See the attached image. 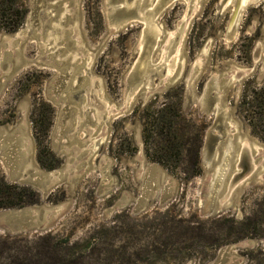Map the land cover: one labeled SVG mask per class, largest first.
Here are the masks:
<instances>
[{
    "label": "rangeland",
    "instance_id": "1",
    "mask_svg": "<svg viewBox=\"0 0 264 264\" xmlns=\"http://www.w3.org/2000/svg\"><path fill=\"white\" fill-rule=\"evenodd\" d=\"M15 1L25 11L18 26L8 5L0 11V127L29 128L32 154L24 171L33 169V178L61 169L68 177L46 191L11 179L0 148V176L37 193L36 201L0 207V264H264V0L240 12L237 0H125L147 15L118 30L108 17L110 0H49L54 5L36 8L34 0ZM18 36L17 59L9 60L3 50ZM23 55L22 68L10 75ZM51 55L71 63L60 69ZM144 63L146 84L134 87L132 73ZM72 70L84 100L63 133L72 103L59 97V86ZM212 79L223 94L220 115L203 111L195 98ZM221 122L223 138L237 146L218 197L226 207L203 214L213 177L204 152L208 137L221 134ZM74 135L82 141L71 143L83 151L78 158L56 143ZM221 139H215L216 167L226 147ZM40 149L52 167L42 164ZM161 153L165 164L152 158ZM149 164L163 177L149 179L146 193ZM167 190L162 201L159 192ZM25 207H44L50 227L16 230L4 223L3 212Z\"/></svg>",
    "mask_w": 264,
    "mask_h": 264
},
{
    "label": "water",
    "instance_id": "2",
    "mask_svg": "<svg viewBox=\"0 0 264 264\" xmlns=\"http://www.w3.org/2000/svg\"><path fill=\"white\" fill-rule=\"evenodd\" d=\"M250 1L257 2L259 0H237L236 8L237 11L242 10ZM34 8L39 7V6H45L49 7L54 5V2H51L49 0H34ZM125 0H110L109 3V11H108V17L112 23H115L114 27L112 30H118L124 27L125 25L132 23L138 19H141L142 17L146 16L147 14H143L141 12V5L137 3L134 6L127 7L125 5ZM173 2V0H162L161 3L164 5L165 3L169 5V3ZM57 5V4H56ZM54 7H58L54 6ZM63 8V5L60 4L58 10L60 11ZM238 16V15H236ZM236 16L234 17L232 24L235 23ZM149 25L147 22L146 27ZM37 27L32 25V30L35 35H39L38 32H36ZM29 30H26L25 28L23 29V32L27 33ZM65 31V30H63ZM20 33V32H19ZM49 32H45L43 35H45ZM148 42L150 43V48H153V44L155 43V35L156 31L153 30L152 27H150L148 31ZM20 36L16 37L12 41V46L13 48L9 49H4L3 52L6 55L9 60H13L16 58L18 55V47L17 45L21 42ZM23 42V41H22ZM69 40H67L68 47L69 45ZM63 52H66V50L63 49ZM53 58V61L55 62L60 69H67L69 64L71 63L68 60H62L61 62L55 58L54 56L51 55ZM21 62H19L13 69H11L10 75L12 73L18 72L22 68L23 63L25 62L24 55L22 56ZM77 70H72V75L70 79L67 81L65 78L66 76H69V72L66 74L62 75L61 77V82L59 86L60 90V98L61 97H66L68 99L67 101L72 103L71 107H67V111L69 112L68 116H70V119L68 122H64L62 124L61 131L67 132L72 129V126L76 122V113H77V108L80 109V113H82V103L84 100V88L80 86L79 88H75L73 78L75 76ZM150 71V65L145 64L143 68L136 70L134 73H132V78H131V83L133 84L134 87L138 86L141 82L146 84V80H144V77H147L149 75ZM79 79V78H78ZM218 82L215 79H212L209 81L207 88L201 94L200 96H196L195 98H198L200 101L201 109L203 111H206L207 113L216 111L219 113V115L222 113V107L224 105V100H223V94L220 93V89L218 88ZM215 89V91H213ZM193 100V97L189 98V102ZM225 124L221 122L219 124L218 130L221 131L220 135L212 133L207 140L206 143V151L204 152V161L208 164L207 167L208 169H211L213 171V177L212 180L209 182V187L206 190V195L202 201V213L203 214H208L212 212H216L221 210L222 208L226 207V203H221L218 199L219 195L222 194V186L223 189L225 188L226 182H227V177L229 176V172L232 168L233 165V156L235 154V151L237 150L236 143H234L232 140H227L223 137H225ZM28 127L26 124L21 123L19 126H1L0 127V148L2 149L5 157L7 158V162L10 166L9 170V177L19 179L20 181H30L34 183L35 185L41 187L44 191L49 189L53 184L57 183L61 179L67 178L68 177V172H64L62 169L58 171H45L43 174L38 176L37 178H33V174L35 171L31 168H27L26 171H24V168L26 167L29 157L31 156L32 152L29 150V145L27 144L26 141V135L28 133ZM18 131V132H17ZM17 133V134H16ZM218 136H221V142L220 144L225 143L226 147L222 149L219 152L218 160L222 162V164L219 167H216L215 164L217 163L216 160V154H215V148H216V138ZM74 139L71 141L69 140H62L58 139L56 143L58 145H66L69 147L70 151L72 152V157H80V154L83 153L74 151V147H71V143H75L77 145H81L82 141L81 139L77 136L74 135ZM24 147V148H23ZM83 163V160H82ZM79 163L78 165H80ZM226 164L228 167H223L222 165ZM82 166L77 169L76 173L72 174L71 179L74 181L76 177H78L81 172L84 171L86 168V163L83 164ZM148 171L150 175H147L144 177V184L148 185V189L146 190V193H149L150 188V182L149 179H158L160 180L163 175L160 167H158L156 164H149L148 165ZM26 172H29V175H26ZM157 182L152 183V187H156L158 184ZM224 184V185H223ZM153 193V191L151 192ZM162 201L171 194L170 191L167 190V192L160 193ZM146 199L142 200L141 203L139 204V207H142L145 205ZM3 221L6 225L11 226L12 228L16 230H23V229H47L50 227L51 220L50 218H46V210L44 207L34 208L32 207H25V208H19V209H8L5 212H3ZM236 260L231 261V262H226L224 260L221 261L219 264H232L236 262Z\"/></svg>",
    "mask_w": 264,
    "mask_h": 264
},
{
    "label": "trees",
    "instance_id": "3",
    "mask_svg": "<svg viewBox=\"0 0 264 264\" xmlns=\"http://www.w3.org/2000/svg\"><path fill=\"white\" fill-rule=\"evenodd\" d=\"M8 7L11 9V14L16 17V22L14 23V27L18 26L23 17H24V9L17 5L15 0H0V11L2 9L6 10ZM13 8V9H12ZM264 90V85L262 87ZM171 139V137H169ZM166 150H171L173 148L172 143H168ZM192 154L194 157V162L197 164L198 162V154H199V149L193 147L192 148ZM164 153L157 154L153 158V160H157L163 164H165V157ZM39 158L40 161L42 162L43 165L52 167L53 164H49L47 162V159L43 155V149H40L39 153ZM26 194H28L30 197L29 200L26 199ZM36 190L31 189L28 186L16 184V183H9L2 176H0V207H6V206H14V205H22L25 202H33L36 201Z\"/></svg>",
    "mask_w": 264,
    "mask_h": 264
},
{
    "label": "bare ground",
    "instance_id": "4",
    "mask_svg": "<svg viewBox=\"0 0 264 264\" xmlns=\"http://www.w3.org/2000/svg\"><path fill=\"white\" fill-rule=\"evenodd\" d=\"M243 9H244V8H243ZM239 12H240V11H239ZM237 14H238V12H237ZM237 14H236V15H237ZM147 19H149V17H148ZM150 19H151V18H150ZM147 22H148V21H147ZM150 22H151V21H150ZM114 25H115V24H114ZM144 65H145V63H144ZM140 69H141V67H140ZM243 152H244V151H243ZM245 155H246V154H245Z\"/></svg>",
    "mask_w": 264,
    "mask_h": 264
},
{
    "label": "flooded vegetation",
    "instance_id": "5",
    "mask_svg": "<svg viewBox=\"0 0 264 264\" xmlns=\"http://www.w3.org/2000/svg\"><path fill=\"white\" fill-rule=\"evenodd\" d=\"M139 206H137V208H138Z\"/></svg>",
    "mask_w": 264,
    "mask_h": 264
}]
</instances>
